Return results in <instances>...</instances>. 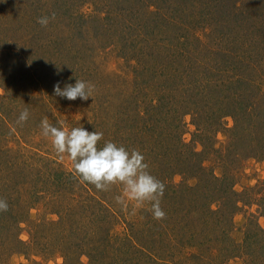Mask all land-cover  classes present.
Here are the masks:
<instances>
[{"label": "rangeland", "instance_id": "374dc122", "mask_svg": "<svg viewBox=\"0 0 264 264\" xmlns=\"http://www.w3.org/2000/svg\"><path fill=\"white\" fill-rule=\"evenodd\" d=\"M142 1L146 3L0 0V168L5 176L0 184L16 187L7 190L15 202L29 199L35 204L30 222L19 230L21 246L7 244L1 238L7 226L0 229L2 255L17 247L7 257L13 264H261L257 260H264H252L246 239L250 227H264V0H176L168 7L171 0L161 4L159 17L150 13L156 11L154 6L146 8ZM42 16L50 18L47 26L37 22ZM156 39L175 43L182 51L177 60L180 76L169 71L171 59L157 47ZM188 48H194V54ZM238 56L245 60L242 66L233 61ZM207 64L213 73L216 67L222 70V78L230 82L236 75L255 77V107L243 100L249 88L233 82L225 84L223 92L211 91L212 99L199 96L193 103L194 88L184 74H192L193 68L200 75L206 73ZM76 79L93 85L87 101L54 94L57 82L63 88ZM162 94L165 99L152 130L160 134L164 129L168 136L164 142L174 149L168 157L160 152L159 161L153 163L158 151L151 147L146 153L147 142L138 143L152 138L140 125L136 110L143 108L142 101L150 103ZM223 95L227 98L221 104ZM221 107L220 118L219 111L212 115ZM25 108L29 119L17 123ZM251 108L254 116L247 114ZM45 118L54 125L62 122L66 129L83 126L102 132L98 147L111 140L140 151L151 174L166 185L161 198L164 218L155 219L148 202L117 203L122 185L99 191L83 182L74 174L70 157L57 154L43 136L40 122ZM195 150L202 152V180L188 178L190 171L182 163L193 158ZM17 156L28 160L34 171L21 174ZM174 183L186 190L187 185L200 183L197 192H187L214 211L204 212L212 232L206 224L201 228L196 225L200 221L189 219L185 209L195 206L194 199L180 202L181 197H173ZM214 191L217 195H212ZM222 196L228 197L226 204ZM230 200L239 207L235 216ZM173 201L184 211L174 210ZM190 226L199 234L187 233ZM129 235L138 247L143 245L144 253L132 247Z\"/></svg>", "mask_w": 264, "mask_h": 264}, {"label": "trees", "instance_id": "16d2710c", "mask_svg": "<svg viewBox=\"0 0 264 264\" xmlns=\"http://www.w3.org/2000/svg\"><path fill=\"white\" fill-rule=\"evenodd\" d=\"M169 1H171V0H146V3L144 1H142V3H143V6L146 8H148L149 6H154L156 8V11H150V13H151V15L156 14V16L159 17L161 15V4L162 3H169ZM175 2H176V0H173V2H170L168 7L172 6L171 4L175 3ZM119 9H121V8H119ZM176 9H178V7ZM120 13H121V11H120ZM155 43H156L158 48L163 49L165 51V54L168 57H170L172 63L170 64V70L169 71H173L172 74H174V75L176 74L177 76H180L179 67L177 65V60L182 59V57H183L182 51H180V52L178 51V48L174 45L175 43H172V44L164 43L163 40H160V39H156ZM174 46H175V49H172V47H174ZM188 50H190V54H194V52H193L194 48H191V49L188 48ZM240 57L239 56L234 57L233 61H235L237 64L240 63V66H242L245 63V60H243ZM184 58H185V54H184ZM165 59H168V58H165ZM208 67L209 68H207V72L201 73V75L199 74L198 71L195 70V68H193L192 74H190V72H186L184 74L185 77H187V78L190 77V80L188 81V85H190L194 88L190 94L191 95L190 97L193 98V103H196V99L198 100L199 96L201 98H205L207 101L212 99V97L210 98V92L211 91L218 90V91L223 92L225 90L224 89L225 84L226 85H227V83L232 84V82H233V83H236L237 86H240L241 88H244L245 90H247L249 88V91L248 90L246 91L247 94L243 95V100L245 101V103H247L248 106L250 105L252 107H255V104H257V102H256L257 101L256 91H254L255 85L257 84L255 77H252L249 75L248 76L236 75V76H234V78L231 79V82H230L227 77L222 78V75H223V74H221L222 70H219L216 67V73H213L212 72L213 70H211L212 67L210 68L209 65H208ZM237 67H238V65H236V68ZM217 70H218V72H217ZM225 70L226 69L224 68V71ZM222 73H223V71H222ZM218 74H220V75H218ZM181 77H182V74H181ZM235 79H237V81ZM232 93L235 94L234 90L232 91ZM235 95L238 96L237 94H235ZM163 98L165 99V96H163V94H162V98L161 97L158 98L157 99L158 101L156 99L150 101V103H148L146 101H142V107L143 108H141V106H139L141 108V110L139 108H137V110H136V116L139 119L140 125L142 127H144V130L148 134H150V136L152 138V139L147 140V141L139 140L138 143L140 145H142L141 142H147V146H144L147 148L146 153L151 152V147L154 148L153 150H156V152L158 151V153H155V160L153 161V163L159 161L157 157H158L160 152L163 153V156L168 157L171 150L174 149V147L171 146L170 144H168L167 141L164 142L165 137L168 138L164 129L160 131V134H157V132H154L152 130V127H155L154 120H156V121L159 120V116L157 114L160 111V107L162 105ZM219 98H220V96H219ZM219 98H215V100L218 101L217 99H219ZM226 98L227 97L225 95L221 96V98L219 99L221 104L226 102ZM238 101H240L239 104L241 102L243 103V101L241 99H238ZM216 105L221 106L220 104H216ZM222 107H224V106H222ZM222 107L219 110L215 109L214 111H212V115H215L216 112L219 111V113H217V117L220 118L222 116V110H223ZM248 112L249 113H247V114H249V116L255 115L253 112V108H251V111L248 110ZM144 122L146 124H144ZM206 139H208V138H206ZM138 143H137V139H135L136 146H138ZM193 154L195 155L193 158H191V159L185 158L182 163L186 167V170L190 171L188 178H191V179L192 178H198V176H199V180H202L203 175L205 173L204 172L205 166L202 165L203 162L202 161H201L202 163L199 162V160L201 159L200 156H201L202 152L195 150L193 152ZM17 161H18L17 169H19L21 171V174H22V172H24L26 170H29L30 172H31V170L34 171L35 167L32 169L33 165L30 164L28 162V160H23L21 158V156H17ZM161 161H162V159H161ZM9 162H10V160H7V164ZM179 165H180V163H179ZM200 171H201V174H199ZM13 172L14 173L17 172L15 168H13ZM1 173H4V172H3V169L0 168V179L3 180L5 176H1ZM35 176H36V174H35ZM199 184L200 183H197L195 185H189V186L187 185L186 188L188 191L197 192V190H199L201 188V185H199ZM179 186H180V183H174V186L171 187L172 191H170V192L172 193L173 197H175V196H177L179 198L181 197L179 199L180 202L188 200V199H194L193 201H194L195 206L192 207L191 210L185 209L188 212L189 219L191 218L190 220H195V223L200 221L196 225L197 226L201 225V228H203V224H206V226L209 228V226L211 225V222H210L209 217H206L204 215L205 214L204 212L207 213V211H210L213 214L214 211H212L211 209L208 210L207 208L206 209L203 208V205L201 206L199 204V202L197 200L198 199L197 196H194V198L193 197L190 198V196H189L190 194H188L189 192H187V190L185 188H180ZM10 188L16 189V187H11L9 185V183H7V184L1 183L0 184V199L6 200L8 205H9L8 211L0 212V229L3 228L2 226H4V227H5V225L7 226V228L5 229V233H3L1 235V238L4 239V237H5V239L7 240V244L9 241V242L15 243L16 246H21L23 243H22V240L19 236V230L22 228L21 225L23 223H26L29 221L28 220L29 216H30L29 212L31 211V209L33 208V206L35 204L32 201H30L29 199L24 200V202H23L24 204L23 203L19 204V202H15L14 199H12L13 194H11L10 192L7 191V190H10ZM183 190H186L183 193L185 195H180V194H182L181 191H183ZM211 193H212V195H217V194H215V191L211 192ZM195 195H197V194H195ZM208 195H210V193ZM208 197H210V196H208ZM220 199L222 200V203L224 202V204H226L228 197L222 196V198H220ZM176 201H178V199H176ZM172 203H173V206L175 207L174 210L180 209V211H184L182 209L181 203L177 204L176 202L174 203V201ZM178 205H180V208L178 207ZM229 207L231 208V211H230L231 215L235 216L237 214V209L239 207L237 206V204L235 202H233L231 200L229 202ZM31 221L33 223V220H31ZM196 230H197V228H195V226H192V228L190 226L189 230H187V233L192 235V232L195 231V233H196ZM209 230L211 231L210 228L208 229V231ZM208 231H207V233L209 235ZM248 231L249 232L246 235V239L250 241V242H248V248H249L250 252L252 253L251 258L254 261L256 258L264 257V254H263L264 253V227L258 224L256 226L250 227L248 229ZM197 233L199 234L198 230H197ZM211 238L212 237H210V235H209V240H212ZM129 240L132 241V247H134L137 252L144 253L143 252L144 251L143 245L142 246L140 245L138 247L135 244V239L132 238V235H129ZM207 240H208V236L206 238V241ZM16 246L13 249L11 247H9V248L7 247L8 251L5 250L6 252L4 255H2V252L4 250H2V248H0V264H13L9 258L7 259V257L16 251V249H17ZM0 247H2V246H0ZM233 254H234V252L232 251V255ZM257 261L261 262V264H262V261H264V260L261 261V259L259 258ZM255 263H257V262H255Z\"/></svg>", "mask_w": 264, "mask_h": 264}, {"label": "clouds", "instance_id": "9594fccd", "mask_svg": "<svg viewBox=\"0 0 264 264\" xmlns=\"http://www.w3.org/2000/svg\"><path fill=\"white\" fill-rule=\"evenodd\" d=\"M49 17H39L37 22L47 26ZM93 85L88 81L76 79L74 83H66L62 88L60 82L53 86L56 96L75 101H87L92 97ZM29 111L23 109L17 123L26 122ZM40 128L43 136L49 138L52 147L59 155L67 154L73 162V172L83 182L95 186L99 191H108L112 185L123 186V196L116 197L119 204L125 200L134 201L137 205L150 203L153 217L163 219L165 212L161 208V198L166 185L163 181L151 174L143 154L135 149L129 150L124 145L108 140L98 147L103 139V133L97 130L88 131L83 126L66 129L62 122L49 123L42 119ZM9 205L6 200L0 199V212H6Z\"/></svg>", "mask_w": 264, "mask_h": 264}]
</instances>
